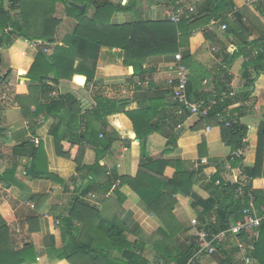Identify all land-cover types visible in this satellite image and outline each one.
Here are the masks:
<instances>
[{
  "label": "trees",
  "instance_id": "trees-1",
  "mask_svg": "<svg viewBox=\"0 0 264 264\" xmlns=\"http://www.w3.org/2000/svg\"><path fill=\"white\" fill-rule=\"evenodd\" d=\"M175 1L177 0H172V2ZM70 2L86 5V7L94 5L95 11L89 17L86 11H80L77 7L70 5ZM58 3L64 5L66 15L74 18L76 24L73 32L62 38L61 43L55 44L50 54H46L43 51L44 43L50 44L56 41V29L60 23L55 16ZM205 3L204 9L187 10L182 19L177 22L170 19L145 21L139 17L128 23L112 24L110 16L113 12L119 10L133 12L137 8V3L125 2L122 5L102 0H0V51L6 48L14 68L21 70L18 73L19 84L14 100L30 128L34 129L37 126L36 120L40 115L46 118H57L58 124L52 123L49 129V133L54 137L56 155L74 163L75 171L79 174L81 181L85 179L91 181L88 185H84L81 193L87 194L93 189L91 185L98 182L94 179L90 180L87 176L88 172L96 174L99 165L97 161L92 165L83 164L86 146L92 147L96 157L100 158L113 143L121 141L113 130L102 134V139H98L97 126L106 127L108 115L124 114L130 120L136 138L140 140V160L136 175L117 176L111 172L103 183L99 182L100 187H105L106 190L115 185L113 195L103 199L101 209L90 206L77 197L72 200L66 215L59 220L58 226L62 240L60 246L57 247L54 236L49 235L44 241L46 258L41 260L39 257L42 254H36L32 244L14 249L4 227L0 229V264H57L59 262L63 264H150V261L139 251L140 245L146 243L151 245L155 253V262L186 264L197 243L194 237L180 235L184 234L185 228L173 214L179 193L192 198L191 208H201L199 227H203V223H208L203 228L212 234L227 230L230 225H234L242 218L241 208L245 202L234 192L239 182L244 183L245 189L252 192L257 209L264 205V190L255 189L252 186L253 180L264 178V117L257 128L254 162L251 166L240 165L242 157L239 156L236 161L240 165V175L232 183L221 179L220 167L208 179H205L202 176L201 167L190 169L185 166L182 159L154 158L147 152L148 135L157 132L159 122L166 118L160 117V113L166 108L164 96L170 92L172 94L171 88H169L170 91H156V95L148 97L147 104L136 109L127 108L128 98L98 96L92 109L81 112L80 102L74 97L61 95L54 100L50 96L60 78H68L76 73L85 76L87 81L91 80L101 47L121 49L124 65H131L134 70L133 75L140 76L134 87L146 86L145 93L148 94L152 90V84L150 80L145 81V77L146 73H151L153 70L143 68L148 63V58L174 55L182 49V62L188 68L191 64L190 54L187 51L189 39L199 32L205 39L208 38L209 33L206 27L214 19H222L229 27L227 32L232 33L239 43H237V50L227 55L230 56L228 62L237 57L244 59L245 55L250 54L249 51L253 48L250 46L253 44L260 51L256 56L250 59L248 57V61L243 62L242 66L247 69L252 65L256 71L264 72V48H261L262 43L258 44L264 41V22L259 16L247 6L235 9L232 0H205ZM254 4L256 10L264 15V0H257ZM181 6L177 5L175 9H180ZM254 33L257 34V38L249 41V37ZM19 39L36 44L38 52L33 59L21 54L24 43ZM10 72V69H6L5 76L0 74V85L5 83ZM50 74H52L51 77ZM47 81L52 82L53 85ZM191 84L189 77L187 85L189 100ZM213 99H216V103L211 105L207 116L200 117L199 123L214 120V124L220 128L219 136L223 144L237 150L247 135V129L234 117L230 118L229 126H225L215 117L217 112L222 115L227 113L233 96ZM208 100L198 103L203 106L209 102ZM174 104L177 111L170 118L171 122L178 125L190 113L176 101ZM155 117L157 121L152 122ZM63 124L66 126L65 132L58 136V129ZM164 136L166 138L164 151L170 152L172 150L170 147L176 146L179 136L174 131ZM126 142L129 144V140ZM16 148L15 154L18 157L27 155L31 158L26 173L28 176L31 178L45 176L56 183H65V178L48 172L42 143H39L37 147L30 143H22ZM197 153L199 159L205 155L204 139L197 145ZM167 168L173 170L170 175H166ZM14 171V165L5 169L2 180L21 186L17 180L13 179ZM203 180L212 189L219 190L225 195L229 203L216 207V201L212 196L207 199L199 197L193 191V186ZM216 181H218L217 185ZM130 193L135 195L138 207L147 213H153L160 220L163 224L162 228L159 227L150 234L140 227L128 228L123 221L125 211L121 205ZM32 198L37 199L39 196L33 195ZM213 214L215 221L210 222ZM255 231L256 238L249 257L255 264H264V221ZM126 234L134 235L135 239L128 240ZM230 237L234 236L228 233L224 240ZM236 237L245 244L248 243L245 233L241 232ZM237 252L238 248H233L231 253L220 261V264H246L243 259L231 258Z\"/></svg>",
  "mask_w": 264,
  "mask_h": 264
},
{
  "label": "crops",
  "instance_id": "crops-1",
  "mask_svg": "<svg viewBox=\"0 0 264 264\" xmlns=\"http://www.w3.org/2000/svg\"><path fill=\"white\" fill-rule=\"evenodd\" d=\"M113 4L126 2L137 3V8L133 12L126 10L115 11L110 16V23L123 24L141 17L145 21H159L167 19L170 15L178 14L180 19L187 10L198 11L206 7L205 0H102ZM235 9L247 6L264 22V15L255 8L254 3L248 0H232ZM72 3V2H70ZM77 4V3H74ZM84 6L80 11H86V15L91 17L95 11V6ZM177 5H182L180 9H175ZM192 8V10H190ZM55 16L60 20L56 29L55 43L47 44V54H50L52 47L62 42V38L73 32L76 21L67 16L62 3L56 4ZM209 37L195 33L189 39L187 51L190 54L191 64L188 67L191 79L189 90L190 100L200 102L202 100L233 96L230 108L227 110L228 119L235 118L247 129V135L241 142L237 150L223 144L219 136V127L214 120L205 121L200 124V118L191 114L185 117L183 122L175 125L171 122V115L176 114L175 100L171 92L164 96L166 108L160 113V117H166L159 122L157 132L149 134L146 140V150L154 158L165 157L170 159H182L185 166L190 169L202 168V176L208 179L214 174L218 167L221 168V179L226 182H234L240 175V165L251 166L255 159V145L257 140V128L264 117V72L256 71L252 65L247 69L242 66L243 62L256 56L260 49L255 45L249 55L237 57L229 60L227 56L237 50L238 40L230 32L222 19H214L206 27ZM257 38V34H252L249 41ZM23 41L21 54L29 59H33L38 50L36 44L28 40ZM238 43V44H237ZM262 43V44H260ZM264 48V41L259 42ZM116 52V54H115ZM257 52V53H255ZM2 65L0 74L5 76V70L11 72L5 83L0 85V229L6 228L10 243L14 249L22 248L32 244L35 251L40 255L39 259L44 260L46 248L44 241L49 235L54 236L56 246L61 245V235L59 220L64 217L72 200L77 197L90 206L102 208L103 199L113 195L114 186L106 190L100 187L102 182L108 177V173H115L117 176H135L140 160V140L136 138L130 120L124 114L108 115L107 126L98 125V139L100 134L114 131L121 139L116 141L107 149L100 158L96 157L95 150L86 146L83 157V164L92 165L96 161L99 168L96 174L88 172L87 176L97 180L91 185L92 190L87 194H82L84 185L91 181L87 179L81 181L79 174L75 171L74 163L63 160L56 155L54 137L49 133L51 124H58L57 118H46L40 115L36 120L37 126L33 129L22 117L20 107L14 100V95L19 84L21 71L14 68L9 55V51L4 48L0 51ZM20 59V58H19ZM228 62V63H226ZM6 67V69H4ZM4 70H2V69ZM144 69H153L146 73L145 81L150 80L152 84L151 92L145 93L147 87L136 88L134 85L139 80V74L133 75V67L124 65L123 51L118 48L101 47L97 59L96 69L91 80L80 74H72L68 78H60L55 85L50 96L57 100L61 95L74 97L80 102L81 112L92 109L96 104V97L107 98H128V109H136L148 103V97L156 95V91H170L167 79L174 75L173 55H160L148 58V63ZM245 73V74H244ZM50 77L52 74L49 75ZM82 81V82H79ZM50 85L52 82L47 81ZM146 83H144L145 85ZM143 89V90H142ZM249 92V94H248ZM5 95V99L1 97ZM157 121L155 117L152 122ZM209 127V130H207ZM66 126L63 124L58 129V136L64 134ZM170 131L178 134L179 138L174 147H170V152H165V134ZM77 133H79L77 131ZM204 139L206 153L200 158H205V163H198L199 156L197 145ZM123 140V142H122ZM129 140V144L126 142ZM22 143L33 144L37 147L42 143L46 156V168L48 172L57 174L64 179V184L56 183L43 176L31 178L27 169L30 166L31 158L27 155L18 157L15 154L16 147ZM242 157L240 165L236 161ZM198 158V159H197ZM15 166L13 179L17 180L21 186L14 185L2 180V174L8 167ZM43 169V167L41 166ZM172 168H167L166 175L172 173ZM86 174V173H85ZM86 176V177H87ZM12 179V178H11ZM255 189L264 190V178L255 179L252 182ZM193 191L202 199L212 196L215 206L225 205L229 200L219 190L215 191L203 180L193 186ZM39 198H32V196ZM177 203L174 206L173 214L175 218L184 225L185 232L181 237H194L195 229L190 225V219L196 217L201 224V208L193 209L190 206L192 198L184 193L177 195ZM135 195L130 193L121 207L125 213L123 221L128 228H142L147 234L153 233L157 228L163 227L160 220L153 214L147 213L136 204ZM256 233V231H254ZM128 240H134L135 236L126 234ZM239 237H230L219 243L216 251L211 255L201 256L196 259L197 264H220V261L230 254ZM254 240H252L253 243ZM250 242V241H249ZM140 253L150 261L155 262V253L150 244H142ZM242 254L238 251L234 259H241ZM254 260H252V264ZM57 264H63L61 262Z\"/></svg>",
  "mask_w": 264,
  "mask_h": 264
},
{
  "label": "built area",
  "instance_id": "built-area-1",
  "mask_svg": "<svg viewBox=\"0 0 264 264\" xmlns=\"http://www.w3.org/2000/svg\"><path fill=\"white\" fill-rule=\"evenodd\" d=\"M257 0H248V3H254ZM192 10V8H190ZM169 19L173 22L180 20L178 14L170 15ZM257 53V52H255ZM173 70L174 75L167 79V85L172 89L173 99L187 108L191 115L197 117H205L209 114L211 105L216 103V99H209L208 105H201L197 102H192L187 98V85L189 83V70L182 62V49H179L173 55ZM227 114L222 115V113L217 112L215 117L219 122L223 123L225 126L230 125V121ZM209 130V127H207ZM102 137V134L99 135ZM205 158H200L198 163H205ZM218 181H216V185ZM237 197L244 200V205L241 208L242 218L239 219L234 225H230L227 230L220 231L218 233H209L206 230L203 223V227H199L200 222L196 217L190 219V225L195 229L194 240L197 243V247L193 250L191 257L187 260L186 264H194L196 259L201 256L211 255L216 251V246L226 238L227 234L236 236L237 234L243 232L247 235L248 243L245 244L242 240H238L236 247L238 251L242 254L241 259L245 261L246 264H252V258L249 257V253L253 250L252 240L256 238V233L254 231L260 227L264 221V205L259 209L256 208L254 202V195L250 190L245 189L244 183H238L234 190ZM215 221V215L213 214L210 218V222ZM250 241V242H249ZM158 264H162L159 262ZM167 264H174V262H169Z\"/></svg>",
  "mask_w": 264,
  "mask_h": 264
},
{
  "label": "rangeland",
  "instance_id": "rangeland-1",
  "mask_svg": "<svg viewBox=\"0 0 264 264\" xmlns=\"http://www.w3.org/2000/svg\"><path fill=\"white\" fill-rule=\"evenodd\" d=\"M44 47H45L44 50H43L44 53L47 52V49H49V48L51 49V47L48 48L47 43H44ZM50 49H49V50H50ZM46 54H47V53H46ZM4 69H6V67H5ZM4 69H2V70H4ZM5 71H6V70H5ZM1 95H2V94H1ZM1 95H0V96H1ZM3 99H5V95H4L3 97H1V100H3ZM61 244H62V241H61ZM57 247H58V246H57ZM35 253L37 254V252H35Z\"/></svg>",
  "mask_w": 264,
  "mask_h": 264
},
{
  "label": "water",
  "instance_id": "water-1",
  "mask_svg": "<svg viewBox=\"0 0 264 264\" xmlns=\"http://www.w3.org/2000/svg\"><path fill=\"white\" fill-rule=\"evenodd\" d=\"M70 5H73V6H75V7L79 8V9H81V10L84 8V6H79V5H77V4H74V3H70Z\"/></svg>",
  "mask_w": 264,
  "mask_h": 264
}]
</instances>
